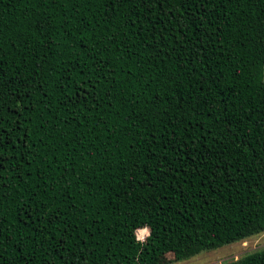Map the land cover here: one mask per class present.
<instances>
[{
  "label": "trees",
  "instance_id": "1",
  "mask_svg": "<svg viewBox=\"0 0 264 264\" xmlns=\"http://www.w3.org/2000/svg\"><path fill=\"white\" fill-rule=\"evenodd\" d=\"M262 232L264 0H0V264Z\"/></svg>",
  "mask_w": 264,
  "mask_h": 264
},
{
  "label": "rangeland",
  "instance_id": "2",
  "mask_svg": "<svg viewBox=\"0 0 264 264\" xmlns=\"http://www.w3.org/2000/svg\"><path fill=\"white\" fill-rule=\"evenodd\" d=\"M137 236L139 238V235ZM262 249H264V232L218 249L203 251L186 260L176 261L173 255H168L166 261L161 264H223L225 261L237 260Z\"/></svg>",
  "mask_w": 264,
  "mask_h": 264
}]
</instances>
